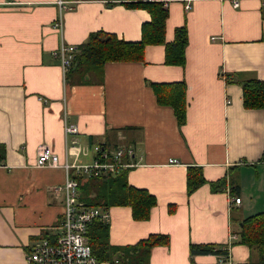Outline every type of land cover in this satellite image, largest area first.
<instances>
[{"label": "crops", "instance_id": "1", "mask_svg": "<svg viewBox=\"0 0 264 264\" xmlns=\"http://www.w3.org/2000/svg\"><path fill=\"white\" fill-rule=\"evenodd\" d=\"M62 1L0 0V264H26L34 244L59 233L66 172L36 163L40 144L72 164L92 162L96 148H134L127 182L156 204L142 220L129 206L105 208L110 244L167 234V245L151 248L149 264H255L232 236L243 218L264 211V107H245L242 90L243 81L264 80V0H238L237 7L170 0L165 41L186 26L184 65L166 64L164 45L147 44L143 61H108L100 76L72 64L62 70L60 46L73 44L76 54L98 31L139 41L150 14L115 0ZM181 81L186 115L179 125L151 83ZM70 125L75 133L65 132ZM190 167L205 182L187 193ZM67 175L87 178L74 168ZM218 180L214 191L210 182ZM190 243L229 245L228 258L190 255Z\"/></svg>", "mask_w": 264, "mask_h": 264}, {"label": "trees", "instance_id": "2", "mask_svg": "<svg viewBox=\"0 0 264 264\" xmlns=\"http://www.w3.org/2000/svg\"><path fill=\"white\" fill-rule=\"evenodd\" d=\"M129 8H142L150 14V20L141 26V39L127 42L115 34L107 32H91L86 41L78 46L72 68L82 74L100 76L103 66L108 61H143L144 47L147 44L164 45L166 64L184 65L187 45L186 26L176 27L174 38L165 41L167 3L170 0H115ZM158 103L172 107L178 124L185 122L186 85L183 81L166 84L151 83ZM243 104L247 108L264 107V80L249 79L242 82ZM4 158V146L0 145V161ZM109 173L99 177L86 179L75 177L80 183V198L89 205L102 206L104 209L112 205L129 206L132 217L136 220L147 219L150 209L156 204L155 197L144 189L128 184L126 171ZM205 182L198 167H190L187 173V193H192ZM223 180L210 182L212 190L220 189ZM237 234V242L245 244L250 250L248 263L264 264V211L255 213L241 220ZM109 223L95 219L88 227L87 237L93 255L101 260L117 258L114 264H149V253L152 247L167 245V234H150L134 244L118 246L109 242ZM226 248V249H224ZM229 245L190 243V255L196 253H212L227 255Z\"/></svg>", "mask_w": 264, "mask_h": 264}, {"label": "built area", "instance_id": "3", "mask_svg": "<svg viewBox=\"0 0 264 264\" xmlns=\"http://www.w3.org/2000/svg\"><path fill=\"white\" fill-rule=\"evenodd\" d=\"M63 5L62 0H58ZM232 5L237 7L238 0H232ZM264 6V1L262 2ZM189 4L185 8L189 9ZM59 24L61 19H59ZM75 54V45L63 44L60 46L58 55L62 70L66 71L72 64ZM66 133H75V126H65ZM74 148V146H72ZM98 155L92 162L86 164H72L67 160L60 161L56 153L47 144H40L37 148L36 163L38 165L50 164L64 169L66 179L64 182L65 202L63 216L59 233L54 241L44 238L34 244L26 255V264H114L117 258L98 259L91 250L88 242L87 230L89 224L95 220H108L107 210L87 204L79 196V182L76 178L67 175L69 170L74 168L75 173H81L84 177H97L109 173H118L121 170L130 168L129 160L134 155V148L131 146L117 147L113 150L96 148ZM170 163L176 162L174 159ZM234 203L240 202V197L233 199ZM233 238L237 234H233ZM237 239V238H236ZM226 249V248H224ZM228 258V254L220 255V262Z\"/></svg>", "mask_w": 264, "mask_h": 264}]
</instances>
